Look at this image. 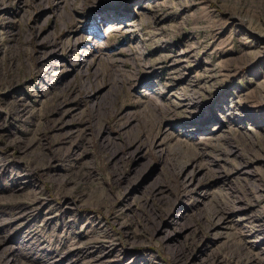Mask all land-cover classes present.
Returning a JSON list of instances; mask_svg holds the SVG:
<instances>
[{
	"label": "rangeland",
	"instance_id": "374dc122",
	"mask_svg": "<svg viewBox=\"0 0 264 264\" xmlns=\"http://www.w3.org/2000/svg\"><path fill=\"white\" fill-rule=\"evenodd\" d=\"M0 264H264V0H0Z\"/></svg>",
	"mask_w": 264,
	"mask_h": 264
}]
</instances>
